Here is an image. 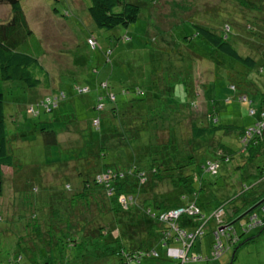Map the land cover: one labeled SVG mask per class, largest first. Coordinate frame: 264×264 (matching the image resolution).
Returning <instances> with one entry per match:
<instances>
[{
  "label": "trees",
  "instance_id": "16d2710c",
  "mask_svg": "<svg viewBox=\"0 0 264 264\" xmlns=\"http://www.w3.org/2000/svg\"><path fill=\"white\" fill-rule=\"evenodd\" d=\"M159 1L89 0L86 11L98 29L108 30L134 22L139 7L143 6L148 8L147 15L155 20L158 38H163L160 16L171 30L175 24L194 21L193 16L183 17L189 9L184 0L168 2L166 16L158 14ZM228 1L259 14L264 29V0ZM0 3L10 7L9 18L0 23V82L18 81L24 89L50 90L48 71L37 57L25 51L32 32L18 0H0ZM218 11L219 32L213 27L214 21L206 26L199 24L202 19H197L189 24L194 28L192 33L183 38L207 46L204 53L197 52L194 49L199 46L196 41L192 42L190 54L193 57L199 59L198 53H203L206 61L222 64L227 72L229 69L228 86L234 98L250 102V96L257 94L258 118L254 126L236 130L240 148L234 149L219 139L220 130L226 134L235 128L217 123L212 102L203 95V84L200 90L186 80L183 92L188 93V98L178 100L171 98L173 86L165 91L162 86L147 90L139 86L121 87V96L117 98L114 92L107 90L108 83L104 81L98 86L105 90L106 103L102 96L83 102L84 108L92 113L79 121L73 110H54L64 99V94L56 88L42 94L34 103L28 101L22 108L8 104L7 118L10 123H16V110L20 109L30 118L44 114L33 129L36 141L44 149L42 164L71 163L74 175L72 180L68 176L59 178L60 188L55 191L52 184H41L32 168L30 172L27 167L24 172L22 168H13L18 161L11 152L10 138L25 139L21 138L18 125L11 126L9 132L6 129L0 88V197L2 168L26 173L13 188L17 193L14 197L23 203V210L20 206L19 211L7 215L2 214L4 209L0 208V264H97L109 258L130 264L143 258H158L160 248L173 264L178 261L167 257L168 249L187 248L188 254L194 240L202 236L209 225L212 240L208 252L191 254L199 259L190 263L208 264L225 250L235 249L242 243L241 236L264 226V184H261L264 160L259 164L252 161L264 149V35L261 37L250 30L246 18L242 25L230 22L228 15L232 10L229 7L225 15L220 9H204L203 13L214 19ZM121 39L129 38L123 35ZM239 40L242 43L254 41L260 49L252 56L242 55L235 48ZM108 55L109 51L104 50L107 60ZM198 66L193 67L195 74L199 73ZM234 66L240 67L238 72ZM181 69L174 74L175 82L185 81ZM255 76L261 82H256ZM73 90L76 91L74 86ZM79 93L84 94L86 90L79 88ZM240 96H244V100L239 99ZM249 110L253 113V108ZM14 127L18 131H14ZM66 131H74L77 141L62 146L57 135ZM221 162H232L227 171L237 179L234 184L237 195H241L237 203L230 201L231 198L210 203L207 185L213 180H204V173L216 175ZM249 178L252 182L245 185L244 180ZM17 184L22 188L17 190ZM163 185L166 188L161 190ZM53 193L57 195L54 196L56 202L49 200ZM187 207L197 212L186 210L176 217L167 216L174 209ZM175 229L182 230L186 236L177 235ZM216 241L222 244L223 250L212 257L211 249Z\"/></svg>",
  "mask_w": 264,
  "mask_h": 264
},
{
  "label": "rangeland",
  "instance_id": "374dc122",
  "mask_svg": "<svg viewBox=\"0 0 264 264\" xmlns=\"http://www.w3.org/2000/svg\"><path fill=\"white\" fill-rule=\"evenodd\" d=\"M173 0H160V8L158 14L166 16L168 13V2ZM188 5L187 12L183 15L185 19L193 16L194 21L202 19L199 24L206 26L212 25L219 32V11L213 16L214 19L205 13L204 9H212L225 13L227 7L232 11L228 15L230 22L242 25L245 24L244 19L250 30L255 31L263 37L264 29L259 14L250 12L240 6L234 5L228 0H184ZM21 11L24 15L26 24L32 34L27 38V46L25 51L32 56L37 57L38 61L48 71L50 82V90L38 88H21L18 81L0 82L3 99V111L5 115L6 129L10 130L11 126L18 125L19 131L25 140L20 138H10L12 154L15 157L13 168L37 172L40 177L41 184L45 186L52 184L54 190L60 188L59 178L63 179L68 176L72 180V165L60 166H43L44 149L39 141H36L34 134V125L43 117L44 114L36 117H29L24 109L16 110L15 121L10 123L8 118V104H16L19 108L28 101L34 103L43 95L51 90L58 88L60 93L64 94V99L56 104L54 110L65 111L73 110L75 119H84L92 113L91 110L85 109L83 102L93 101L98 96H104L105 90L100 89L98 84L107 81V90L112 91L119 98V90L121 87L139 86L141 89L147 90L155 87H164L165 89L173 86L171 94L175 99L182 97L188 98V93L183 92L186 80L200 89L203 84L204 97L212 102L217 123L219 125L234 126L235 129L224 134L219 131V139L222 142L230 144L234 149L240 148L241 143L236 138V130L242 127H252L255 124L257 115V94L250 96V102L239 101L234 98V92L230 89L229 74L223 65L212 64L206 61L203 53L207 46L199 45V49H194L199 54V59L190 54L192 51V39H184L185 35H189L193 31V27L189 24L195 23L188 20L187 23L175 24L171 26L172 30L167 26V21L160 16L162 23L163 38L156 37L155 20L147 15V9L143 6L139 7L137 19L125 27L115 26L111 29H98L92 22L86 7L89 0H18ZM212 15V14H210ZM225 15V14H224ZM10 16V7L6 3H0V23L6 21ZM232 19V20H231ZM225 22V21H224ZM178 23V22H177ZM147 31V32H146ZM149 34V36H148ZM126 35L129 39H121ZM156 37V38H155ZM152 38V39H151ZM94 45L90 48L86 44L89 41ZM259 39V38H258ZM235 43V48L242 54L253 55L259 51V47L254 41ZM170 46H166V44ZM90 45V46H91ZM201 49V50H200ZM104 50L109 51L108 60L104 56ZM189 51V52H188ZM104 56V57H103ZM217 63H220L217 60ZM198 72L195 74V65H198ZM185 75L182 80L184 82H175L174 74L182 70ZM240 67L234 66V70L239 71ZM233 70V71H234ZM234 74V72H232ZM228 76V77H227ZM235 76V75H234ZM256 82H261L259 77H254ZM192 85V87H194ZM74 89L76 91L73 90ZM79 88L86 90V93H79ZM78 90V91H77ZM201 90V89H200ZM202 92V91H201ZM170 97V95H169ZM105 102V98H102ZM209 101V102H210ZM210 102V103H211ZM106 103V102H105ZM107 104H105L106 106ZM211 105V104H210ZM36 108V106H34ZM202 104L200 109H202ZM253 108V113L249 111ZM199 109V110H200ZM18 131V128H13ZM158 134L163 135L161 132ZM77 134L74 131H66L57 135V140L62 146L72 145L77 141ZM14 140V141H13ZM264 148V147H263ZM237 154V153H235ZM238 155V154H237ZM264 160L263 152L252 158L253 163L259 164ZM231 163H220L216 175L204 173V180L212 181L207 185L210 191V203L214 204L222 199H230L232 202H238L241 195H237L236 183L231 184L233 173L228 172L227 168ZM43 166V167H42ZM42 167V168H41ZM33 170H32V169ZM3 192L0 197V208L4 209L2 214H12L23 210V203H19L14 197L17 195L13 188L17 181L23 178L26 173H17L9 168H2ZM237 182V179H236ZM252 182L244 180L245 185ZM264 184V178L261 182ZM37 186H40L36 182ZM17 188H22L17 184ZM160 188V186H159ZM158 188V189H159ZM166 188L161 186V190ZM18 190V189H17ZM55 193L50 194V202L55 201ZM0 209V210H1ZM209 225L204 228V234L198 236L192 246L189 247L188 256L195 253H207L208 247L212 240V234L209 232ZM246 242L245 238L251 237ZM240 244L235 249L231 247L225 250L218 258L208 262V264H264V226L262 228L252 229L247 234L241 236ZM157 249V247H156ZM201 251V252H200ZM158 258H143L140 262L131 261L130 264H170L161 248ZM168 258H174V254L168 253ZM97 264H120L116 258H109L104 263Z\"/></svg>",
  "mask_w": 264,
  "mask_h": 264
},
{
  "label": "built area",
  "instance_id": "2783aa9c",
  "mask_svg": "<svg viewBox=\"0 0 264 264\" xmlns=\"http://www.w3.org/2000/svg\"><path fill=\"white\" fill-rule=\"evenodd\" d=\"M87 41H89V40L87 39ZM88 43L90 44V41ZM239 99L244 100V96H240ZM249 111L252 112V110H249ZM245 133L248 134L247 131ZM186 210L189 213L197 212L196 209H194L193 207L177 208V209H174V210L170 211L169 213H167V216L176 217L179 213H181L182 211H186ZM175 230H176L177 235H179L181 237L186 236L182 230H179V229H175ZM214 236H215V239H217V237H218L217 234H214ZM187 237L189 238L190 236L187 235ZM186 250H187V248H179V249L174 248V249L168 250V251H172L169 253L174 254L175 259L178 261V262H175L173 264H190V263L196 261L197 259H199V257H197L195 255L188 256L186 253ZM222 250H223L222 244L219 243L218 241H216V243L212 246L211 256L217 257L221 253Z\"/></svg>",
  "mask_w": 264,
  "mask_h": 264
},
{
  "label": "crops",
  "instance_id": "0c3cea01",
  "mask_svg": "<svg viewBox=\"0 0 264 264\" xmlns=\"http://www.w3.org/2000/svg\"><path fill=\"white\" fill-rule=\"evenodd\" d=\"M236 180V177L234 176L233 178H232V180H231V182L234 184V181ZM231 183V184H232ZM175 248V246L174 247H172V248H169L168 250H171V249H174ZM169 252H172V251H168V253ZM201 252V251H200ZM193 253H195V252H193Z\"/></svg>",
  "mask_w": 264,
  "mask_h": 264
}]
</instances>
